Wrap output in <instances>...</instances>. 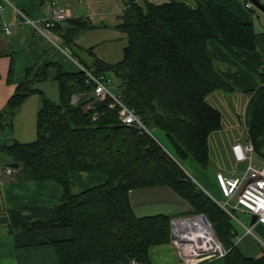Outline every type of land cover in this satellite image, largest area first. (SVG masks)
<instances>
[{
	"label": "trees",
	"instance_id": "obj_1",
	"mask_svg": "<svg viewBox=\"0 0 264 264\" xmlns=\"http://www.w3.org/2000/svg\"><path fill=\"white\" fill-rule=\"evenodd\" d=\"M121 17L120 27L128 36L123 58L114 63L98 56L91 63L81 57L78 61L96 74H114V91L151 133L124 123L120 105L113 106L110 96L98 98L95 82L81 69L69 71L53 61L32 75L33 69L28 68L0 113V126L12 122L29 95L42 93L35 85L47 80L52 64L57 66L53 79L59 101L43 96L35 140H15L1 146L12 156L18 176L55 181L64 192L54 219L33 221L28 226L72 229L71 238L54 241L62 264L94 259L153 264L150 248L171 241L172 216L138 215L130 193L168 186L189 203L184 214H206L230 249L225 256L228 264H264V254L247 257L236 248L232 217L184 166L189 158L203 168L212 163L209 137L222 128V116L206 98L215 90L231 92L235 88L218 72L210 41H218L250 71L258 72L239 51L257 48L254 23L242 21L215 0H194L193 4L128 0ZM91 26L89 18L72 16L56 23L52 30L67 46L83 48L76 37ZM251 93L245 114L246 135L254 144L257 161H264V85ZM74 95L78 96L76 101ZM155 128L165 133L168 145L154 137ZM75 172L99 173L105 180L74 191Z\"/></svg>",
	"mask_w": 264,
	"mask_h": 264
},
{
	"label": "crops",
	"instance_id": "obj_2",
	"mask_svg": "<svg viewBox=\"0 0 264 264\" xmlns=\"http://www.w3.org/2000/svg\"><path fill=\"white\" fill-rule=\"evenodd\" d=\"M10 1L13 5L7 4L4 11L0 13V113L15 92L18 82L26 76L28 68L33 69L30 74L32 75L46 62L53 61L69 71L80 69L78 58L72 56L65 46L68 53L52 44L32 22L23 19L20 11L39 24H42L44 18L51 16L53 8L57 5L67 6L72 16L87 18L88 11H90L89 0ZM181 1L194 3V0ZM215 1L228 6L242 21L253 22L258 33L256 49L239 50L258 72L250 71L230 55L218 41H210V50L216 60L218 72L235 87L231 92L215 90L206 98L207 102L222 116V128L212 132L209 137L210 154L216 177V172L219 170L228 174L242 171L238 170L237 166L243 162L235 159L232 146L237 141L245 140L244 118L251 91L264 85V12L260 10L263 15L258 16V11H255L258 17L256 20L254 18L256 15H253L256 7L249 8L246 5L249 0ZM261 1L264 3V0ZM83 2L86 4H81ZM123 3V0H111L113 13L123 11L126 6V3ZM4 22L8 23L11 33L4 31ZM80 46L85 48L82 44ZM83 48L80 49L83 50ZM56 71L57 66L52 64L47 69V80L39 81L36 83L38 86L35 85L42 90V93L33 94H41L42 103L47 91L39 86V83L54 80ZM30 98H26L19 106L10 124L0 126V162L7 163L5 167L0 168V264H62L54 241L71 238L72 229L56 226L35 229L28 224L33 221H51L57 216V207L64 194L63 187L52 180L21 178L18 176V170H15L17 166L11 165L12 156L6 153L1 146L15 140L28 142L33 139L34 135L36 136V116L41 108L39 102L32 112H28L27 118L22 117L26 107L29 108ZM20 120L27 123L28 128L17 126ZM9 166L14 169L11 173L7 171ZM196 170L201 173L205 182L213 185V178H208L206 173L199 171L198 168ZM72 179L77 191L105 180L103 175L94 172H75ZM156 192L161 196H155ZM130 198L138 215L165 213L173 217L189 210V207L186 208L185 199L168 186L136 189L131 191ZM159 198L164 200L163 207L159 204ZM178 209H181V212L176 214L175 211ZM238 222L240 225L238 227L233 224L236 248L247 257L262 256L264 243L254 235V239L259 243L257 245L256 241L249 237L251 233H247L245 229L244 225L247 224L240 220ZM150 257L153 264H179L180 261L178 250L172 241L152 246ZM79 264L127 263L122 260L104 262L94 259ZM205 264H228V262L225 257H216L209 259Z\"/></svg>",
	"mask_w": 264,
	"mask_h": 264
},
{
	"label": "built area",
	"instance_id": "obj_3",
	"mask_svg": "<svg viewBox=\"0 0 264 264\" xmlns=\"http://www.w3.org/2000/svg\"><path fill=\"white\" fill-rule=\"evenodd\" d=\"M7 4L13 5L10 0H0V13L4 11ZM246 5L251 8L253 3L249 0ZM20 14L24 20L32 22L37 30L46 36L52 44L67 52L62 46L60 36L52 30L56 23L72 17V12L67 6L57 5L54 7L51 16L44 18L42 24L37 23L22 11H20ZM3 28L6 33H11L8 23L4 22ZM78 65L88 76V80L95 82V95L98 98L103 99L110 96L114 100L113 106L120 105V117L124 123L135 124L150 132L142 119L112 89L109 77L104 74H96L93 68L79 62ZM77 99L78 96L74 95V101ZM232 150L238 162L248 161L247 167L240 172L231 174L221 170L217 171L216 180L224 200H217L212 195L210 196L232 218L238 219L234 211L235 209H241L256 214V223L261 222L264 225V161L258 162L255 159L254 144L247 138V135H245L244 141L234 143ZM13 170L11 166L7 168L9 173ZM244 226L247 233L255 235L260 242L264 243L263 238L254 231L253 225ZM171 233L175 235L174 238H171V241L178 250L179 264H205L211 258L225 257L230 250L216 234L211 221L204 219L203 213L173 216L171 218Z\"/></svg>",
	"mask_w": 264,
	"mask_h": 264
},
{
	"label": "rangeland",
	"instance_id": "obj_4",
	"mask_svg": "<svg viewBox=\"0 0 264 264\" xmlns=\"http://www.w3.org/2000/svg\"><path fill=\"white\" fill-rule=\"evenodd\" d=\"M127 1L128 0H123L124 2L123 4L127 3ZM157 1H161V0H157ZM81 4L85 5L86 2H83ZM89 5H90L89 8L90 11H88L87 18H89V20L91 21L92 26L88 29L79 32L76 37V42L78 43V45L82 44L85 48H83L82 50L77 45L67 46V43H62V45L65 46L72 55L75 54L76 58L81 57L85 59L88 63H91L94 60V56H98L99 58L109 63L120 61L124 56V48L128 43V36L126 32L120 27V24L122 23V17H121L122 11L120 10L116 13H113V10H111L113 6L111 4V0H89ZM253 6L255 5L253 4ZM255 11H258L259 13L258 16L263 15L262 14L263 12H261L259 8L256 7L254 9L253 15L255 14ZM255 15L256 17L254 18L257 20L258 19L257 14ZM107 74L111 79V87L114 90L115 86L117 85V79L115 78L114 74H112L111 72H108ZM36 86H38V84H36ZM39 86L43 87L44 90L47 91L46 93L47 97L51 98L56 102L59 101L58 86L55 80L39 83ZM28 97H31L30 100H28L30 101L29 108L27 109L26 107L25 112L22 114L23 118H27L28 112L30 111L32 112L33 108L34 109L36 108L35 105L37 104V102H39L40 107L42 105L41 94H37V93L31 94ZM17 126L28 128L27 123H24L22 120L18 122ZM152 133L154 137H156L161 143H163L164 145H168L167 137L162 130L155 128L152 129ZM36 138H37V134L36 136L34 135L32 140H35ZM258 162H262V160H258ZM6 164L7 163L5 161H1L0 168L5 167ZM247 164L248 161H243V163L238 164L237 169L244 170L247 167ZM184 166L186 171L190 174V176L209 195H212L217 200H224V197L220 191L219 185L215 177V171H214L215 167H213L212 163L208 168H203L200 165H198L192 158H189L186 161H184ZM196 168H198L199 171L206 173L208 178H213L214 179L213 185H210L207 182H205L201 177V173H199L196 170ZM74 191H77L76 186H74ZM154 194L155 196L156 195L161 196V194L157 192ZM159 201H160L159 203L160 206L163 207L164 200L159 198ZM186 203H187L186 208L188 207L190 208L189 203L187 201ZM179 212H181V209L175 211L176 214ZM234 212L240 221L250 226V220L252 216L251 213L245 212L241 209H235ZM238 219L232 218V223L234 224L235 227L240 226ZM249 237L254 239V235L252 234H250ZM256 243L257 245H259L257 241Z\"/></svg>",
	"mask_w": 264,
	"mask_h": 264
},
{
	"label": "water",
	"instance_id": "obj_5",
	"mask_svg": "<svg viewBox=\"0 0 264 264\" xmlns=\"http://www.w3.org/2000/svg\"><path fill=\"white\" fill-rule=\"evenodd\" d=\"M252 3L259 8L261 11L264 12V3L261 0H251ZM12 166H17L15 163H11ZM204 219L206 221H208V217L206 216V214H203ZM257 220V215L256 214H252L251 216V221H250V225L254 226V231L261 236L262 238H264V225L261 222L256 223ZM174 234L171 233V238H174Z\"/></svg>",
	"mask_w": 264,
	"mask_h": 264
}]
</instances>
